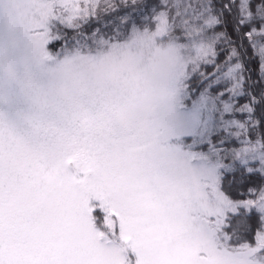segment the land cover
I'll return each mask as SVG.
<instances>
[{"label": "snow or ice", "instance_id": "snow-or-ice-1", "mask_svg": "<svg viewBox=\"0 0 264 264\" xmlns=\"http://www.w3.org/2000/svg\"><path fill=\"white\" fill-rule=\"evenodd\" d=\"M100 10L101 0H0V132L25 137L34 160L67 157L93 94L49 104V69L136 25L162 28L184 53L179 71L167 99L99 140L113 194L87 211L99 231L127 239L139 226L119 185L155 169L195 184L203 229L238 250L239 264H264V0H104ZM81 162L64 161L72 171ZM7 176L0 153V197ZM128 264H142L135 247Z\"/></svg>", "mask_w": 264, "mask_h": 264}, {"label": "rangeland", "instance_id": "rangeland-1", "mask_svg": "<svg viewBox=\"0 0 264 264\" xmlns=\"http://www.w3.org/2000/svg\"><path fill=\"white\" fill-rule=\"evenodd\" d=\"M164 35L162 28L134 27L126 40L49 69V104L93 94L67 157L34 160L25 137L9 127L0 132L8 169L0 197V264H128L130 247L142 264H239L238 250L203 229L204 201L195 184L158 170L119 185L124 210L139 226L127 239L99 231L87 211L90 199L113 194L101 176L99 140L168 97L184 53L172 41L160 44ZM41 126L39 119L29 124L36 134ZM77 156L82 162L69 170L65 159Z\"/></svg>", "mask_w": 264, "mask_h": 264}, {"label": "trees", "instance_id": "trees-1", "mask_svg": "<svg viewBox=\"0 0 264 264\" xmlns=\"http://www.w3.org/2000/svg\"><path fill=\"white\" fill-rule=\"evenodd\" d=\"M114 2H115V4H117L118 3V0H114ZM100 14H103L102 10L100 11ZM135 27L136 28H139V29H143V28L149 27V30H151V31L154 29L152 25H147V26L146 25H136ZM131 30L132 29H128L126 31H121L116 36H114L111 41H104L103 44L100 46V48L98 50L102 49L105 45L108 44V42L109 43H112V42H115V41H123V40H126L127 37H128V34H129V32ZM169 35H170L169 33H165L163 39H158V41L161 42L160 44H167V42L170 43V41H172V43H175L170 38H166Z\"/></svg>", "mask_w": 264, "mask_h": 264}]
</instances>
